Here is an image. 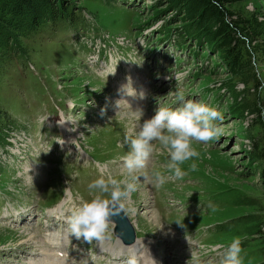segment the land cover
<instances>
[{"label":"rangeland","instance_id":"rangeland-1","mask_svg":"<svg viewBox=\"0 0 264 264\" xmlns=\"http://www.w3.org/2000/svg\"><path fill=\"white\" fill-rule=\"evenodd\" d=\"M74 2L68 20L16 31L0 47V105L9 117L0 126V264H191L192 255L203 264L233 238H240L242 264H264V162L251 154L264 147L263 96L256 97L264 92V0L229 4L255 20L246 42L260 82L249 89L206 46L176 45L175 31L160 39L172 14L157 18L150 0ZM129 79L143 99L118 91ZM178 92L215 107L219 134L193 142L198 156L181 165L180 179L153 141L145 168L131 180L121 159L125 132L139 109L142 122L157 106H175ZM153 169L165 176L159 188ZM101 170L136 186L122 203L143 241L137 258L124 253L113 260L99 250L117 244L110 222L100 241L69 234V209L90 198L87 186ZM51 236L60 238L70 262L57 263Z\"/></svg>","mask_w":264,"mask_h":264},{"label":"clouds","instance_id":"clouds-1","mask_svg":"<svg viewBox=\"0 0 264 264\" xmlns=\"http://www.w3.org/2000/svg\"><path fill=\"white\" fill-rule=\"evenodd\" d=\"M140 63L141 61L137 64ZM118 91L127 96L138 95L141 99L144 97L142 90L137 93L131 86L130 79ZM142 115L143 112L139 109L136 124L125 132L121 145L127 146V151L121 159L123 168L133 181L136 179L133 173L145 168L154 150L153 141L158 142L167 154L166 168L176 179H180L186 174L181 165L198 156L192 146L193 142L207 143L219 134L214 122L221 116L215 107L204 101L186 98L180 92L176 94L175 106H157L153 115L141 122ZM191 167L194 169L195 164ZM151 175L154 187L159 188L165 183V176L161 171L153 169ZM87 187L90 198L80 199L69 209L66 224L69 234L75 238H83L85 242L100 241L104 238L109 217L123 209L122 201L129 198L136 186L126 178L116 179L101 170ZM240 245V238H233L223 246L218 258H209L203 264H242ZM191 264H201L200 257L192 255Z\"/></svg>","mask_w":264,"mask_h":264},{"label":"trees","instance_id":"trees-1","mask_svg":"<svg viewBox=\"0 0 264 264\" xmlns=\"http://www.w3.org/2000/svg\"><path fill=\"white\" fill-rule=\"evenodd\" d=\"M75 0H0V47L5 45L16 31L33 32L48 21H66L74 15ZM151 10L157 18L172 14L161 31L164 37L175 31L177 42L191 40L196 46H206L213 54H219V64L232 77H239L247 89L259 84L260 79L252 74L251 55L246 42L255 34V20L242 18L229 8L234 0H150ZM180 23L175 29L171 26ZM177 30V31H176ZM182 48L183 46H180ZM200 56V55H199ZM252 75V76H251ZM261 77V76H260ZM250 85V86H248ZM264 106V92L257 94ZM252 105L251 111H255ZM9 119L0 105V126ZM261 124V121H257ZM260 126V125H259ZM264 162V147L251 153ZM264 185V169L261 174Z\"/></svg>","mask_w":264,"mask_h":264},{"label":"bare ground","instance_id":"bare-ground-1","mask_svg":"<svg viewBox=\"0 0 264 264\" xmlns=\"http://www.w3.org/2000/svg\"><path fill=\"white\" fill-rule=\"evenodd\" d=\"M92 61V60H91ZM108 66V65H107ZM116 69V68H115ZM109 76H111V75H109ZM114 76V75H113ZM67 135V134H66ZM70 138L68 137V138H66V140H69ZM60 211H61V209H59ZM58 212V211H57ZM155 218V214H151V219L153 220ZM48 240L49 241H51V242H53V244H55L53 247L55 248V246H56V251L58 252V253H60L61 252V249H60V245H61V241L59 242V240H60V238H58V236H56V237H53V236H51L50 238H48ZM117 241V244H120L121 246H119V245H117V244H114L115 245V247H111V246H108V245H106V244H103V243H101V245H99V250H108L109 252H112L113 254H117V253H124V252H126V251H128V250H130L131 249V253L132 254H134L135 253V257H137V253H138V249L139 248H141V246H142V244H143V241L138 237L137 239H136V241L133 243V244H131V245H123L119 240H116ZM119 242V243H118ZM59 243V244H58ZM116 243V242H115ZM115 248H118L117 250H115ZM212 249L213 250H216V248H213L212 247ZM55 256V255H54ZM46 257H48L47 255H46ZM51 260H52V258H51ZM55 260L57 261V263L58 262H62V260L63 259H60V258H58V257H56L55 258ZM66 261V260H65ZM52 262V261H51ZM50 264V263H49Z\"/></svg>","mask_w":264,"mask_h":264},{"label":"water","instance_id":"water-1","mask_svg":"<svg viewBox=\"0 0 264 264\" xmlns=\"http://www.w3.org/2000/svg\"><path fill=\"white\" fill-rule=\"evenodd\" d=\"M108 221L114 223L113 233L124 244H131L134 241V229L123 210H119L118 214L110 216Z\"/></svg>","mask_w":264,"mask_h":264}]
</instances>
